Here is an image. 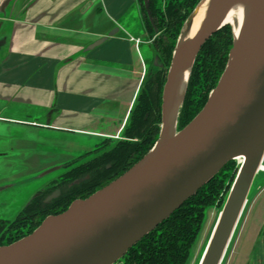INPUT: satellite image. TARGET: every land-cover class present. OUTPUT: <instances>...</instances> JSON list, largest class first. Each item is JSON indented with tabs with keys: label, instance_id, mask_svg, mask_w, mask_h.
I'll use <instances>...</instances> for the list:
<instances>
[{
	"label": "water",
	"instance_id": "obj_1",
	"mask_svg": "<svg viewBox=\"0 0 264 264\" xmlns=\"http://www.w3.org/2000/svg\"><path fill=\"white\" fill-rule=\"evenodd\" d=\"M12 1L3 3L4 14ZM202 1L186 21L174 50L162 96V130L152 150L109 185L45 219L29 236L0 247V264L119 263L230 162L242 159L199 264L222 263L264 162V0H252L238 38L231 23H221L226 0H219L209 24L193 40L187 38V30L192 29ZM225 26H231L234 35L226 70L203 110L180 131L179 112L197 56ZM117 32L98 39L86 51ZM184 65L190 66V73L176 106Z\"/></svg>",
	"mask_w": 264,
	"mask_h": 264
},
{
	"label": "crops",
	"instance_id": "obj_2",
	"mask_svg": "<svg viewBox=\"0 0 264 264\" xmlns=\"http://www.w3.org/2000/svg\"><path fill=\"white\" fill-rule=\"evenodd\" d=\"M5 1L0 0V105L4 112L13 114L18 107L34 104L46 120L33 121L43 125L36 126L41 132L84 135L89 140L121 136L148 69L139 52L136 39L140 37L126 23L137 0H14L4 14ZM139 18L144 30L140 11ZM115 29L119 32L107 42L86 51ZM92 148L67 139L59 152L49 150L48 165L39 162L42 154L37 155L39 173L57 171L60 164ZM263 200L264 176L254 183L248 201L249 212L253 204L262 206L256 214L263 218L259 238L264 202H258Z\"/></svg>",
	"mask_w": 264,
	"mask_h": 264
},
{
	"label": "trees",
	"instance_id": "obj_3",
	"mask_svg": "<svg viewBox=\"0 0 264 264\" xmlns=\"http://www.w3.org/2000/svg\"><path fill=\"white\" fill-rule=\"evenodd\" d=\"M201 0H137L144 32L153 40L156 66L146 72L123 140L98 146L95 152L73 161L72 171L62 175L61 196L43 205L33 202L31 228L3 243L9 246L32 234L48 216L64 213L78 199H87L109 185L152 150L159 139L162 124V96L182 29ZM234 46L231 26H225L203 46L195 61L184 103L179 112L178 130H183L205 107L226 70ZM156 60V61H157ZM113 140V139H112ZM109 141V140H108ZM237 162H230L208 185L181 209L134 246L122 259L123 264H188L202 229L206 211L215 203ZM83 179V181H79ZM235 179V178H234ZM0 224H4L0 221ZM1 229V228H0ZM264 235V228H263Z\"/></svg>",
	"mask_w": 264,
	"mask_h": 264
},
{
	"label": "rangeland",
	"instance_id": "obj_4",
	"mask_svg": "<svg viewBox=\"0 0 264 264\" xmlns=\"http://www.w3.org/2000/svg\"><path fill=\"white\" fill-rule=\"evenodd\" d=\"M139 11V6L135 5L127 14L126 23L129 25L128 29L133 32V34L136 33L137 36L139 35L140 37L136 40H140L139 52L146 62L148 71L149 69H152L153 66H156V63L158 62L156 59L157 53H155L153 40H150V37L144 33L143 28L139 27ZM139 29L141 30L139 31ZM52 102H54V100ZM16 109L17 111L13 112V115L10 117L26 120L27 122L46 121L44 116H42V113L37 114V112L41 111L37 105L25 104L23 107H18ZM73 136L74 135L71 134L64 136L63 133H59L58 131L47 132L44 130L41 132L34 125L16 126L7 123H0V156H2L1 153H3V150L6 148L14 149V151H8V155L0 157V184L1 182H6L3 184L8 188L0 192V208H2V212H8L9 217H14L16 213L19 212L20 208L23 207L24 203L30 198V195L41 189L49 179L60 174V171H53L46 175L45 173H39L41 170L39 169L40 166L37 165V155L42 154L43 157L39 158V162L42 165H48L50 163L48 162L50 161V156L46 155L50 153L49 150L51 152H59L58 148L63 147L65 140L67 139H69V143L71 140H75V142L78 141V143L82 142L85 146L88 144L93 147L92 149H94L97 144H99L98 146L101 145L102 147H108L113 144L111 141L115 140L106 138H92L89 140V138L84 135ZM124 138L125 136L123 133L116 138V140L119 141ZM236 162L237 170L239 172L241 165L239 161ZM233 172L231 178V180H233L227 182L218 199L206 211L204 219L205 223L202 225V229L193 247L188 264L200 263L204 250L211 239L214 227L218 224L217 222L220 214L222 213V210L225 209V204L238 175V172L236 175L235 171ZM262 176H264V172H259L255 183ZM250 199H252V196ZM263 202L264 200L258 203ZM259 206L261 205L259 204L255 206V204H253L249 212V203L247 202L221 264H264V236L262 235L261 238H259V235H261L259 234L261 231L260 223L263 218L261 213L260 215H256Z\"/></svg>",
	"mask_w": 264,
	"mask_h": 264
},
{
	"label": "flooded vegetation",
	"instance_id": "obj_5",
	"mask_svg": "<svg viewBox=\"0 0 264 264\" xmlns=\"http://www.w3.org/2000/svg\"><path fill=\"white\" fill-rule=\"evenodd\" d=\"M11 115H13V114H11V112H9V111L4 112V109H2V106L0 105V123H7V124L16 125V126H18V125H34V126L42 127V126L38 125L37 122H33V121L27 122L26 120H21L19 118L10 117ZM44 127L48 128L49 126H44ZM103 138L116 140V138H109V137H103ZM98 145L99 144H97L94 149L88 151V153L86 152V153H84V154H82L76 158L70 159V160L60 164L57 168V171H60V174L55 176L52 179H49L48 182L45 183L41 189H39L37 192L30 195V198L27 200L26 203H24L23 207L20 208L19 212L16 213V215L14 217H9V213L8 212H2L1 211L2 208H0V221L4 223L2 225L0 224V228H1L0 229V247H5V246H1V245L3 243H6L9 240L13 239L14 237H17L22 232H27L30 230V228H31V214L29 216H26L25 211L28 208H31V204H33V202H36V200L38 202H41L43 205H47V204L51 203L54 199L56 200L57 198H59L62 194L61 185L64 182L62 179V175L64 173H66L67 171H70V170L72 171V168L74 167V166H69V165L73 161L79 160V159L83 158L84 156H86V155L88 156V154L95 152V150H97V148H98ZM10 150L14 151V149H12V148H6L5 150H3L4 152L1 153L2 156H0V157H3L4 155H8V151H10ZM32 158H34V157H32ZM9 166H12V165H9ZM3 168H7V167H3ZM9 168H12V167H9ZM3 171H6V170H3ZM11 171H15V170H11ZM16 171H19V170H16ZM79 181L81 182V181H83V179H80ZM3 183H6V182H3ZM3 183L1 182V184H0V192L8 189L7 186ZM78 200H80V199H78ZM50 216H57V215H50ZM50 216H48V218ZM120 264H123V263L120 262Z\"/></svg>",
	"mask_w": 264,
	"mask_h": 264
},
{
	"label": "bare ground",
	"instance_id": "obj_6",
	"mask_svg": "<svg viewBox=\"0 0 264 264\" xmlns=\"http://www.w3.org/2000/svg\"><path fill=\"white\" fill-rule=\"evenodd\" d=\"M218 4H219V0H203L202 1V3L200 4V7L198 8L196 15L193 17L192 29L187 30V38H191L194 40L196 35L209 24L210 16L213 14ZM251 4H252V0H226L221 5L222 11L224 12L221 23L222 24L231 23L233 25L235 35L237 38L240 36L243 26L245 25V21H246L249 9L251 7ZM189 73H190V66L184 65L183 66V79H182V82L179 83L180 85H178L176 92H175V99H176L175 105L176 106L180 104L183 98L185 86L189 78ZM239 162H240V165H242L243 163L242 159L239 160Z\"/></svg>",
	"mask_w": 264,
	"mask_h": 264
},
{
	"label": "built area",
	"instance_id": "obj_7",
	"mask_svg": "<svg viewBox=\"0 0 264 264\" xmlns=\"http://www.w3.org/2000/svg\"><path fill=\"white\" fill-rule=\"evenodd\" d=\"M137 42L139 43V41H138V40H137ZM259 172H264V162L262 163V165H261V168H260ZM116 264H120V262H119V263H116Z\"/></svg>",
	"mask_w": 264,
	"mask_h": 264
}]
</instances>
